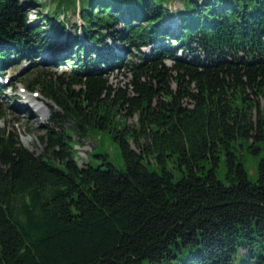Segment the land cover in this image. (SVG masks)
<instances>
[{
  "label": "trees",
  "instance_id": "16d2710c",
  "mask_svg": "<svg viewBox=\"0 0 264 264\" xmlns=\"http://www.w3.org/2000/svg\"><path fill=\"white\" fill-rule=\"evenodd\" d=\"M51 1L38 21L27 8L45 1L0 0V78L28 60L27 89L55 108L38 154L0 127V264H233L246 249L264 264V0ZM76 9L70 34L55 20ZM95 129L123 169L78 165Z\"/></svg>",
  "mask_w": 264,
  "mask_h": 264
},
{
  "label": "rangeland",
  "instance_id": "374dc122",
  "mask_svg": "<svg viewBox=\"0 0 264 264\" xmlns=\"http://www.w3.org/2000/svg\"><path fill=\"white\" fill-rule=\"evenodd\" d=\"M44 1V6L30 5L27 8L29 20L40 21L42 15L50 12L51 9L49 7L50 5L53 6L55 2L51 0H38V2ZM169 3L171 6L181 7L179 0H171ZM61 19L67 22V29L70 34L74 31V27L71 24H76L77 26L81 24L77 9L75 11L65 10L64 12H59L56 16L55 23ZM176 22L175 20L169 22V27L174 28L177 24ZM51 55V50H47L41 54L33 55L31 61H38L41 57L49 59ZM167 64H170V62H167ZM41 70L48 73L55 72L61 74L68 71V66L67 63H58L51 67L43 64ZM36 72L30 62L24 59L19 60L16 64L5 67L3 77L0 78L2 85H5L3 91H0V108L1 114L3 115L2 120H0V127H8L17 136L22 145L38 154L42 151V145L39 143L37 136L42 133L43 126L47 123L51 112L55 108L52 102L43 97L37 90L29 91L27 89L25 81L30 75ZM108 80L114 88L129 90V76L123 71L113 72L108 76ZM135 121L136 117L129 118L127 124L133 126ZM76 140L78 139L76 138ZM74 147L76 149L78 165H83L88 161L93 166L106 167L107 164L105 161H107L118 169H123L125 166L119 146L104 130L95 129L88 138H80ZM241 153H244L243 157L248 178L253 181L255 180L254 170L256 159L249 153L243 151ZM217 163L218 165L214 167L215 174L219 179L224 180L225 167L223 162L220 159ZM151 167L156 169L154 166ZM167 167L171 168L170 165ZM173 171L176 172L177 170L174 169ZM252 251L254 254L259 253L258 244L252 246ZM246 252L247 249L243 252L239 250L233 260V264H243L241 260L244 259ZM248 264H256V256L255 258L249 257Z\"/></svg>",
  "mask_w": 264,
  "mask_h": 264
}]
</instances>
